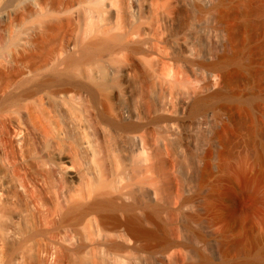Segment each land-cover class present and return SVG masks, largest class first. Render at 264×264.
Here are the masks:
<instances>
[{"label": "bare ground", "instance_id": "obj_1", "mask_svg": "<svg viewBox=\"0 0 264 264\" xmlns=\"http://www.w3.org/2000/svg\"><path fill=\"white\" fill-rule=\"evenodd\" d=\"M229 3L0 0V264H231L234 247L253 254L248 235L201 234L192 210L186 224L214 239L213 251L181 258L190 244L169 231L172 167L201 159L195 188L173 195L181 205L201 197L206 210L205 184L225 154L231 100L223 112L193 106L231 91L241 30ZM34 13L60 31L27 39L43 45L29 55L34 66L61 51L52 69L24 76L11 66L23 45L13 24ZM250 180L245 189L262 198Z\"/></svg>", "mask_w": 264, "mask_h": 264}, {"label": "rangeland", "instance_id": "obj_2", "mask_svg": "<svg viewBox=\"0 0 264 264\" xmlns=\"http://www.w3.org/2000/svg\"><path fill=\"white\" fill-rule=\"evenodd\" d=\"M229 8L232 12L235 11L237 21L241 24V27L239 24L241 41L239 40L236 44L235 49L239 50L236 49L237 54L235 53L232 63L233 72H237L236 75L234 72V80L231 82V91L229 92L234 101L231 110L232 117L224 118V134L227 138L225 154L221 161V167H213L215 173L205 184L204 193L209 192L210 194L209 201L205 198L209 203L207 204L209 209L206 208V210L197 207L202 202L203 198L201 197L189 200L187 205L186 203L181 205L179 202L177 205L175 203L177 199L173 195L175 194L178 198L179 193L181 195L186 192L185 189L195 188L196 178L194 175L196 176V171L202 165L201 159L195 162L197 170L185 161L177 164L174 168L172 167V180H177L174 183L176 187L172 194V203L176 205V208L172 207V216L175 217H172V228L169 231L173 232L172 236L175 235L182 240L186 239L190 244L188 247H182L181 258L194 257L193 255L198 253L197 249L208 254L213 251L214 239L212 241V238L207 236L202 238L200 234L197 235L186 224L188 222H185L186 219L183 216L184 210L202 213L203 215L200 214L198 219L191 222L201 230V234L205 235L207 231H215L224 235L229 241H234L244 235L253 239L255 249L250 256H246L240 247H234L229 252L231 264H253L257 255L264 257V159L261 160L257 157V152L264 155V138H262L264 133V29L256 24L264 20V0H230ZM41 21V13H34L26 15L22 21L13 24V27L20 31L23 45L19 49L15 46L12 47L14 49L12 51H15L18 57L13 60L11 66L14 70L23 71L24 76L52 69L61 51L56 50L52 59L40 69L34 66V61L29 58V55L32 52L41 51L43 45H34L30 42V38L39 32L47 41L55 36L52 39L54 41L57 39L56 35L59 36L60 33L57 29L47 31ZM22 53L24 56H19ZM191 99L192 97L189 98V100ZM174 105L178 110H181L180 102H175ZM207 114H203V117L210 115ZM247 177L256 179L250 181L255 182L262 198H257L247 192L245 189ZM177 212H180V215ZM233 212H237V216H234Z\"/></svg>", "mask_w": 264, "mask_h": 264}, {"label": "water", "instance_id": "obj_3", "mask_svg": "<svg viewBox=\"0 0 264 264\" xmlns=\"http://www.w3.org/2000/svg\"><path fill=\"white\" fill-rule=\"evenodd\" d=\"M234 103L230 93L224 88H215L211 91L201 94L195 101L193 108L196 109V114L204 111H225L228 106V101ZM198 104V105H197ZM199 107V108H197Z\"/></svg>", "mask_w": 264, "mask_h": 264}]
</instances>
